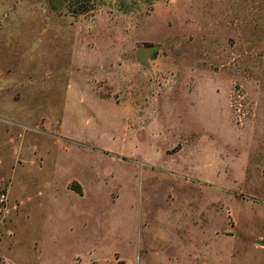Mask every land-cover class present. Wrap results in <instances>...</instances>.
I'll return each mask as SVG.
<instances>
[{"label": "rangeland", "instance_id": "1", "mask_svg": "<svg viewBox=\"0 0 264 264\" xmlns=\"http://www.w3.org/2000/svg\"><path fill=\"white\" fill-rule=\"evenodd\" d=\"M67 1L0 0V264H264V0Z\"/></svg>", "mask_w": 264, "mask_h": 264}, {"label": "trees", "instance_id": "2", "mask_svg": "<svg viewBox=\"0 0 264 264\" xmlns=\"http://www.w3.org/2000/svg\"><path fill=\"white\" fill-rule=\"evenodd\" d=\"M68 1H67V5H69V6H71V5L77 6V8H73L72 9L73 11H76V12H86V11L91 10L93 8V6H90L88 4V0H74V1L73 0H68ZM70 187L75 189V190H77L80 193L83 192L82 185L79 182H77V181L72 182L70 184Z\"/></svg>", "mask_w": 264, "mask_h": 264}, {"label": "water", "instance_id": "3", "mask_svg": "<svg viewBox=\"0 0 264 264\" xmlns=\"http://www.w3.org/2000/svg\"><path fill=\"white\" fill-rule=\"evenodd\" d=\"M152 49H153V46L141 47L140 49H138L137 51L138 59L142 62H146Z\"/></svg>", "mask_w": 264, "mask_h": 264}, {"label": "crops", "instance_id": "4", "mask_svg": "<svg viewBox=\"0 0 264 264\" xmlns=\"http://www.w3.org/2000/svg\"><path fill=\"white\" fill-rule=\"evenodd\" d=\"M74 181H77V182H79L78 180H76V179H74L73 181H71V182H74ZM71 182H68V186L70 187V184H71ZM80 183V182H79ZM81 184V183H80ZM82 185V184H81ZM82 188H83V185H82ZM83 192H84V190H83ZM82 192V193H83Z\"/></svg>", "mask_w": 264, "mask_h": 264}]
</instances>
